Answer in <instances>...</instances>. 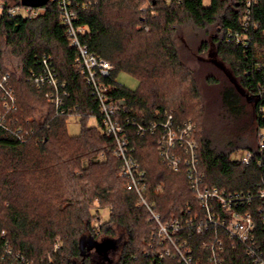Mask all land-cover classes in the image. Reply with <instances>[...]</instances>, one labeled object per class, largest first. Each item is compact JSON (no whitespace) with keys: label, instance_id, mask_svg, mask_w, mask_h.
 <instances>
[{"label":"trees","instance_id":"obj_1","mask_svg":"<svg viewBox=\"0 0 264 264\" xmlns=\"http://www.w3.org/2000/svg\"><path fill=\"white\" fill-rule=\"evenodd\" d=\"M0 2V39L19 57L22 73L18 81L0 66V76L8 74L17 100L16 110L4 109L0 101V111L6 112L0 115L4 126H0V264H103L109 259L97 240L113 239L117 228L123 229L126 238L113 264H150V256H145L150 241L146 211L136 205V196L126 190L119 175L113 140L104 134L97 103L75 68L76 51L69 47L58 0L31 7L41 11L35 17H10L6 8L19 6L21 1ZM144 2L153 10L140 11ZM69 5L75 15L73 25L84 29L80 42L113 66L105 80L108 94L125 103L118 120L133 158L145 173L147 201L154 204L163 223L182 222L199 205L189 191L185 169L175 173L160 161L157 134L141 137L132 123H158L167 113L175 124L191 121L203 188L251 194L264 189V148L259 150V140L255 148L239 142L216 151L200 133V106L198 114L178 92L171 99L174 86L170 82L187 80V68L172 40L176 26L188 23L198 29H215L216 56L252 100L247 102L233 85L229 87L241 105H248L249 113L246 107L240 109L245 126H255L256 133L264 131V0H69ZM44 56L51 58L60 108L68 115L58 114L44 97L52 93L50 87L29 81L32 72H41ZM120 73L135 77L138 88L130 91L120 85L116 80ZM188 83L194 85L191 78ZM27 116L32 122L24 121ZM72 117L80 122L76 136L67 132ZM90 118L97 127L87 126ZM239 151L252 153L247 165L232 159ZM158 186L163 187L162 193L156 192ZM102 208L109 212L104 224L98 213ZM262 209V214H253L264 251L263 205ZM95 221L101 223L98 234L91 231ZM176 236L187 242L194 262L207 263L206 246L214 237L212 232L197 235L193 228L183 226ZM83 237L97 245L84 255L79 248ZM219 239L223 264H253L242 243L222 235ZM160 264L178 263L170 257Z\"/></svg>","mask_w":264,"mask_h":264},{"label":"built area","instance_id":"obj_2","mask_svg":"<svg viewBox=\"0 0 264 264\" xmlns=\"http://www.w3.org/2000/svg\"><path fill=\"white\" fill-rule=\"evenodd\" d=\"M247 7L250 3L246 4ZM57 8L60 13L62 27L67 35L69 47L76 51L74 60L75 68L83 77L85 85L89 88L92 98L97 103V111L100 116L101 128L104 134L114 143L113 154L119 161V175L125 180V188L136 196V205L143 208L147 214V223L150 228L149 250L145 256H150V264L162 263L166 258L173 257L178 264H198L191 257V248L187 242H180L177 234L183 226L193 228L195 234L202 235L212 232L214 237L207 244L209 258L206 264H223L221 257L223 246L219 235L229 240L242 243L245 247V255L253 264H264V251L257 239V223L254 218L262 214L264 206V189H259L255 194L243 192H226L217 188H203V175L198 172L197 144L193 138L195 126L187 121L175 124L172 114L167 113L161 122H149L146 125L132 123L137 134L141 137L149 134H157L156 150L160 161L170 170L177 173L183 167L189 191L195 195L199 207L191 217L184 221L172 220L166 223L161 221L154 204L147 201L145 173L133 158V148L120 124L118 116L125 110L123 100L114 99L108 94L109 87L105 80L109 78L113 66L89 52L86 45L80 42L79 36L83 28L75 27L73 21L75 15L70 8L69 0H58ZM3 9L0 2V11ZM41 11L22 5L6 8V14L13 16L35 17ZM247 14L244 18V26L247 25ZM239 41V37L236 36ZM41 72L31 73L29 81L36 86H48L52 93H46L45 98L50 102L56 112L61 115L69 114L61 109V99L58 96V82L50 57H42L40 60ZM8 74L0 76V101L6 110H14V95L8 87ZM0 126L4 127L1 122ZM20 130H16L19 134ZM259 150L264 148V133H259ZM252 159V153L243 151L236 161L247 165ZM157 193L163 192V187L156 188ZM258 201L262 205L255 204ZM250 209V210H249ZM252 210V211H251ZM254 213V214H253ZM264 225V221H262ZM99 221L91 226V231L98 234ZM57 247V246H56Z\"/></svg>","mask_w":264,"mask_h":264},{"label":"rangeland","instance_id":"obj_3","mask_svg":"<svg viewBox=\"0 0 264 264\" xmlns=\"http://www.w3.org/2000/svg\"><path fill=\"white\" fill-rule=\"evenodd\" d=\"M139 10H153V6L149 2H144ZM150 15L156 16V13L151 11ZM215 34H217L215 29H198L188 23L176 26L172 40L180 62L187 68V80L185 83L176 84L175 79H170L174 86L171 91V99L181 94L183 99H187L193 108L197 110L198 114L200 106V133L202 132V136L210 142V145L216 151L222 150L229 144L239 142L255 148L257 140L260 138L259 133H256L255 126H245L246 118H244L243 112L240 111L241 108L243 110V107H246L245 111L249 113L248 105L244 103L243 106L239 103L233 95V90L230 91L229 87H232V84L225 74L210 61H222L219 56H216ZM0 66L16 80L22 79L20 59L12 53L2 39H0ZM224 66L228 68L225 63ZM189 78L194 81L193 86L188 83ZM214 79L215 81H213ZM116 80L130 91H135L138 88L136 78L126 73H120ZM11 86L8 82V87L14 95V108L16 110V92ZM193 87L195 92L192 90ZM4 113L2 114L0 111V115L5 116L6 112ZM32 120V117L27 116L24 121L32 122ZM87 126L97 127L96 120L94 118L88 119ZM79 131V119L69 118L67 121L68 134L76 136ZM262 132L264 133V131ZM242 152L239 151L233 154L232 159L239 157ZM97 205L98 202H95L94 206ZM98 213L100 214L101 223H106L109 218L108 210L102 208ZM125 238L126 235L121 228L116 229V236L113 239L98 238L97 242L104 247L111 264L117 260L120 246ZM109 261H103V264H109Z\"/></svg>","mask_w":264,"mask_h":264},{"label":"water","instance_id":"obj_4","mask_svg":"<svg viewBox=\"0 0 264 264\" xmlns=\"http://www.w3.org/2000/svg\"><path fill=\"white\" fill-rule=\"evenodd\" d=\"M21 5L25 7H39L44 5L48 0H20ZM211 63H213L217 68H219L226 76V78L229 80V82L234 86L236 91L244 98H246L247 102H251L252 100L246 97V94L242 91V89L238 86L235 79L233 78L232 74L225 68V66L220 62L216 60H210ZM94 246H97L95 243H92L91 239L83 237L79 241V248L84 255L85 250H90ZM101 248H99L100 250Z\"/></svg>","mask_w":264,"mask_h":264}]
</instances>
